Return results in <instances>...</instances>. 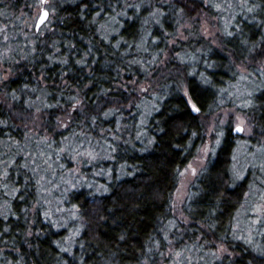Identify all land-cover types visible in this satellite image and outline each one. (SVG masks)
<instances>
[{"label":"trees","instance_id":"16d2710c","mask_svg":"<svg viewBox=\"0 0 264 264\" xmlns=\"http://www.w3.org/2000/svg\"><path fill=\"white\" fill-rule=\"evenodd\" d=\"M161 1H61L40 39L50 20L39 32L22 25L40 0H0V29L11 38L2 47L0 36V264H156L178 234L190 246L231 252L212 264H264L256 255L264 235L236 239L233 230L249 179L231 175L238 145L230 129L191 187L183 233L172 211L179 175L205 144L220 91L239 62L264 47V0L238 1L223 54L203 53L204 70L185 62L187 90L164 82L147 114L137 108L139 65L152 60L153 42L163 43L175 19L218 15L214 0ZM19 33L30 46L13 41ZM253 97L261 131L264 86ZM263 228L261 216L254 236Z\"/></svg>","mask_w":264,"mask_h":264},{"label":"rangeland","instance_id":"374dc122","mask_svg":"<svg viewBox=\"0 0 264 264\" xmlns=\"http://www.w3.org/2000/svg\"><path fill=\"white\" fill-rule=\"evenodd\" d=\"M61 1H70L72 3V1L77 0H48L46 7L50 12L51 19L42 28L37 36L38 38L44 39L51 33V25L55 22V8ZM123 1V3H126L125 6H128L129 3L136 0ZM156 1L158 0H154V2ZM234 1L236 2L232 3ZM238 1L241 0H214L212 2L213 4L220 3L221 5V10L218 11L215 8V13L218 12V15H208V13H205L200 15V17L195 16L191 18L188 16L179 21L175 19L173 22V31L163 29V34H165L166 39L161 44L159 41H154V47H152L153 53L151 54V56L153 55L152 60L148 62L141 61L139 65L141 73L145 74L141 78L142 83L138 86L137 92L140 100L142 99L143 101V104L137 106V108H140V111L147 114L151 111L155 104L154 100L160 92L159 89L163 88L164 82L172 81L173 83H177L173 87L182 89L183 92L187 90L185 79L183 78V73L185 72L183 64L185 62H194L191 64H193L192 66H194L195 71H197V65L200 63L201 68L204 70L209 67L205 62L201 61L203 53L216 52L217 54H223L222 48L224 41L229 38L226 32H231L230 27L233 25L231 17L238 11V7L242 4ZM228 5H231V7H228ZM43 7L41 2L39 8H32L28 15L24 17L22 15V18H24L22 25H25L24 29L26 31L35 30ZM205 21H207V36L203 34ZM101 26L107 28L106 23H103ZM110 31H107L109 35L115 32L113 26ZM0 36H2V47H4L5 43L11 40L10 31L6 30V27H3L0 29ZM13 41L20 42L24 46H30L33 42L27 34L24 35L21 33L15 34ZM144 44L145 42L142 41L137 44L139 47L134 45L133 53L141 56L140 49H144ZM263 48L262 45L260 50ZM148 50L144 56H148L152 52ZM260 50H256L255 52L257 53H253L249 59L247 58L239 62L240 65H243L237 67L233 72V75H236V77L234 75V82H231L229 86L224 87L220 91V102L215 108V113L211 114L206 122L209 126L205 144L200 147L194 159L190 161L189 165L191 167L188 165L179 175L178 189L173 196L172 211L176 218V223L184 226L181 229L182 233L189 226V221H187L182 209L191 194V187L201 172L204 171L209 160L216 155L215 153L221 145L226 130L230 129L234 133L235 142L238 145L237 154L233 159L231 175L233 176L234 182L237 183L245 180L246 177L249 179V191L246 194L244 204L238 212V215H236L233 230L236 239L246 238L248 240L251 236L261 239V236L264 235L263 232L259 236H254V232H257L256 228L258 225L255 221L258 218L260 219L261 216L264 218V215L258 217L256 212L258 206H264V130H258V126L251 114L253 96L258 92L259 88L264 86V61L263 64L258 63L264 57V49L259 52ZM166 68H169L167 70L169 74L166 77L167 79L164 80L163 69ZM134 81L136 80L134 79ZM144 89H147V91H144ZM34 124L35 132L39 134L42 129L39 115L35 116ZM237 125L244 127L245 131L241 134L236 133L235 129ZM80 168L82 169L81 166H79V170ZM192 169L196 170L195 173L192 172ZM62 210L63 208H61L59 213L64 212ZM72 218H74L73 215ZM61 219L63 221L65 220L64 217ZM66 220L69 221V218H66ZM183 238V234H178L176 241L171 239L168 242L167 251L161 254L156 264H212L216 260L227 256V254H231L224 246L216 247V251H213V248L211 249L209 246V250L205 251V244L201 246H190L182 241ZM257 251L256 255L258 257H264V251H261V247ZM178 252L182 254L179 260L176 257V253Z\"/></svg>","mask_w":264,"mask_h":264},{"label":"snow or ice","instance_id":"6c2138e0","mask_svg":"<svg viewBox=\"0 0 264 264\" xmlns=\"http://www.w3.org/2000/svg\"><path fill=\"white\" fill-rule=\"evenodd\" d=\"M41 2L42 3H47L48 0H41ZM212 6L215 7L218 11L221 10V5L220 4H215V5H212ZM228 7H231V5H228ZM252 10H253L252 8L248 9L249 12H251ZM180 11H183V9L181 8ZM48 15H49V13H48L47 10L43 11L42 16H41V18L39 20V23L42 24L44 22V20L48 17ZM157 22H159V21H157ZM203 34L206 35V36L208 35L207 21L204 22ZM226 34L229 35V36L233 35L232 32H226ZM144 91H147V89H144ZM192 109L194 111H196V112H199V108H197L195 104L192 105ZM69 116H70V114H69ZM64 126L66 127L67 124H65ZM236 131L237 132H244L245 129L241 125H237ZM217 143H219V141H217ZM88 155L91 156V153H88ZM189 167H191V165H189ZM195 171H196L195 169H192L193 173H195ZM256 212H257L258 217L261 216V215H264V206H258L257 209H256ZM255 222L256 223H260V219L258 218ZM121 239H123V237H121ZM63 251H68V249L65 248V249H63ZM181 255L182 254L179 253V252L176 253L177 260L180 259Z\"/></svg>","mask_w":264,"mask_h":264},{"label":"water","instance_id":"95a60500","mask_svg":"<svg viewBox=\"0 0 264 264\" xmlns=\"http://www.w3.org/2000/svg\"><path fill=\"white\" fill-rule=\"evenodd\" d=\"M43 4V6L44 5H46V3H42ZM45 10H47L45 7H43V9L41 10V13H40V16H39V19H38V21H37V23H36V26H35V29L39 32L40 31V28L42 27V26H44L49 20H50V12L48 11V13H49V15H48V17L44 20V22L41 24V23H39V20H40V18H41V16H42V13H43V11H45ZM235 132L236 133H238V134H241L242 132H237L236 131V129H235Z\"/></svg>","mask_w":264,"mask_h":264}]
</instances>
